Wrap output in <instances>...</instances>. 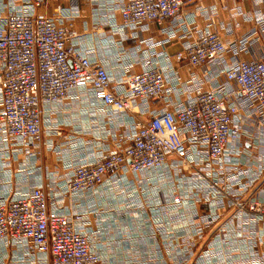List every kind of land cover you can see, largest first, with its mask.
Returning <instances> with one entry per match:
<instances>
[{
    "label": "crops",
    "instance_id": "0c3cea01",
    "mask_svg": "<svg viewBox=\"0 0 264 264\" xmlns=\"http://www.w3.org/2000/svg\"><path fill=\"white\" fill-rule=\"evenodd\" d=\"M124 1L47 0L36 13L61 19L74 33L70 40L91 61L102 64L112 82L125 72H139L141 51L153 48L156 59L163 54L169 57L166 72L178 76L187 89L193 88L191 74L202 80V89H209L212 81L205 67L192 70L174 58L202 29L215 31L232 44L224 55L227 60L254 61L264 54V0L186 2L180 11L195 15L194 28L191 34L183 36L178 31L172 38L165 29L176 26L169 21L153 22L139 32L123 28ZM17 4L0 0V16ZM185 94L179 98L182 102ZM146 106L149 112L165 104L161 98L137 104ZM245 115L241 111L236 118L239 140L231 142L226 156L208 168L196 156L190 159L194 168L184 170L172 155L160 170L120 172L106 176L94 190L61 196L58 188L74 165L126 147L133 120L149 119L142 110H110L89 88L70 91L63 99L42 106L39 159L26 157L18 145H0V202L42 186L61 212L82 215L77 229L88 235L99 255L98 264H264V123ZM226 171L233 175L228 185L239 191L243 210L218 199L208 183V178L221 177ZM174 197L181 202L174 203ZM252 198L260 201L262 214L247 211ZM0 264H47V260L18 240L0 248Z\"/></svg>",
    "mask_w": 264,
    "mask_h": 264
},
{
    "label": "built area",
    "instance_id": "2783aa9c",
    "mask_svg": "<svg viewBox=\"0 0 264 264\" xmlns=\"http://www.w3.org/2000/svg\"><path fill=\"white\" fill-rule=\"evenodd\" d=\"M16 1L17 6L0 16L1 146L18 145L26 157L39 159L42 106L77 89L89 88L97 101L115 112L149 114L148 120H133L126 147L74 165L58 188L61 196L94 190L106 176L120 172L160 170L172 155L184 170L194 168L190 159L196 156L208 168L226 156L231 142L239 140L236 118L241 111L264 123V54L254 61L227 60L224 55L232 44L217 32L202 29L174 58L192 70L205 67L212 81L209 89H202V80L194 74L189 81L193 88L187 89L178 76L166 72L171 66L169 57L163 54L156 59L153 48L141 51L139 72H125L112 82L106 68L91 61L70 40L74 33L61 19L36 13L47 0ZM190 1L125 0L120 8L121 26L139 32L153 22L169 21L176 26L165 29L169 37L178 31L183 36L191 34L195 15L180 11ZM183 93L184 102L179 99ZM158 98L165 107L149 112L147 106L137 107L138 102L147 104ZM231 176L226 171L207 180L218 199H227L228 205L243 210L239 191L228 185ZM173 201L180 203L181 199L174 197ZM246 207L256 215L263 212L256 198ZM81 220L80 214L61 212L42 186H34L25 195L0 202V248L20 240L31 253L44 255L47 264H98L99 255L88 235L77 229Z\"/></svg>",
    "mask_w": 264,
    "mask_h": 264
}]
</instances>
